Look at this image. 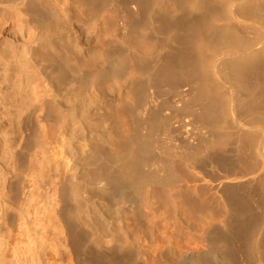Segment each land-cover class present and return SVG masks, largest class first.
<instances>
[{
  "label": "bare ground",
  "instance_id": "bare-ground-1",
  "mask_svg": "<svg viewBox=\"0 0 264 264\" xmlns=\"http://www.w3.org/2000/svg\"><path fill=\"white\" fill-rule=\"evenodd\" d=\"M79 1L60 33V6L0 0V35L13 10L31 26L25 50L0 37V264L19 214L52 200L62 264H264V0Z\"/></svg>",
  "mask_w": 264,
  "mask_h": 264
},
{
  "label": "rangeland",
  "instance_id": "rangeland-1",
  "mask_svg": "<svg viewBox=\"0 0 264 264\" xmlns=\"http://www.w3.org/2000/svg\"><path fill=\"white\" fill-rule=\"evenodd\" d=\"M48 1H50L52 4H55V5H57V6H60V11H61V15H62V17H60V19H61V22L63 23V25L60 27V33H62L63 32V30L65 29V26H67L66 24H68V23H66V22H68L69 20V16H68V14L71 12L70 11V9H69V5H70V0H69V2H68V0H65V2L66 3H64V0H48ZM107 0H103V3H104V5H107L108 7V9L109 10H112L113 9V7H112V5H108V2H106ZM109 1V0H108ZM84 2H85V4H84ZM63 3V4H62ZM82 3H83V5H82ZM79 6H81V8H80V13H83V12H85V11H91V9L89 10L88 8H87V4H86V1H84V0H82V1H79ZM101 6H97V7H95L94 9H92V14H93V17L95 16V17H97V18H92V20H90V21H93V22H87V23H84V22H82V23H84V24H86V25H84V27H86L85 29H87V31H86V33H87V36H89V41H88V43L86 42L84 45H83V47H85V48H87V49H89V50H92V51H95L96 52V55H98V57H100V55L102 56V53L101 52H103V50H102V48L103 49H105L106 47H107V41L106 40H104L105 39V37H104V35H103V33H102V24H103V17H101L100 15H102V14H104V16L106 17V16H108L107 18H105V19H107V21H108V24L110 25V28H111V26L113 25L112 24V21L110 20V18L111 19H113V17L112 16H114L115 15V13L114 14H112V11H108V9L106 8V6H104L105 7V9L108 11V12H106V10L105 9H103L104 7H103V5L102 4H100ZM84 6V7H83ZM86 10H85V9ZM62 9V10H61ZM97 9H102V10H98V11H102L103 12V10L105 11V13L103 12H97L96 10ZM70 11V12H69ZM95 11V12H94ZM94 12V13H93ZM97 12V13H96ZM111 14H110V13ZM114 12V11H113ZM100 13V14H99ZM112 15L111 17H110V15ZM10 14H11V16H13V19L15 20V22L18 24V23H20L19 25H17V27L14 29V31L15 32H13V28H12V25H13V23H8V24H6L5 25V27L3 28V32H2V35H0V37H1V39H8L9 41H11V43L12 44H17L18 45V49L19 50H25V48H26V40H27V38L29 37V35H30V33H31V26H30V21H29V16H28V14H24V13H21V12H17V11H10ZM49 15L51 14V13H48ZM95 14V15H94ZM96 14H98V15H96ZM106 14H108V15H106ZM48 15V16H49ZM100 16V17H99ZM100 18L102 19V20H100ZM63 20V21H62ZM97 20V21H96ZM102 21V22H101ZM99 23H101V24H99ZM99 24V25H98ZM99 27H100V31H99ZM63 29V30H62ZM56 31V30H55ZM100 34H102V35H100ZM99 34V35H98ZM99 36V37H98ZM101 38H103V39H101ZM132 39H134L133 40V42H134V44L135 45H138V44H140V43H142L143 41H141L140 42V40H141V38L140 39H138V38H132ZM84 40H86V39H84ZM83 40V41H84ZM100 40H101V42H100ZM103 41V42H102ZM101 43H103V45L101 44ZM106 45V46H105ZM105 46V47H104ZM91 48V49H90ZM99 48V49H98ZM99 50H101V52H99ZM80 52V49L79 48H77V53H79ZM100 54H98V53ZM101 59V60H100ZM99 60L100 61H103V57L102 58H99ZM90 78V80H92V78L93 77H89ZM95 87L93 86L92 88H91V93H94L95 91H96V89H94ZM109 89H110V87H108ZM112 88V87H111ZM112 91H114L115 89H111ZM115 92V91H114ZM95 94L97 95V91L95 92ZM228 95H226V94H224V96H223V101H227L228 100ZM22 204V202L21 203H19L18 205H21ZM52 204H54V201L52 200L51 202H49V203H47V209L48 210H46V211H39L38 210V212L37 213H32L31 215L30 214H28V215H25V214H23V215H20L19 214V216H18V219H17V221H16V226H15V228H14V230H16V231H14L12 234L14 235L15 234V239L17 240V237H19L20 238V241H19V239H18V242H17V244L19 243V248L18 249H16V251H15V249L14 248H7V249H5L4 250V254H5V256L7 257H9V255H10V259H12L13 260V263H11V262H6L5 264H33V262H32V260H35V262H37V255H36V257L34 258L33 257V254H32V252L29 250L30 249V247H29V237H32L33 236V238H34V240H35V242H36V245L37 246H35V249H37V247H39L40 249H41V245H43L42 247H43V249L45 250L44 251V253L47 255V259H46V255H43L44 257H43V261H42V264H62L63 262L61 261V259H59V255H60V253L58 254V253H55L54 252V249L51 247L52 245L53 246H56V245H58V247L60 248L61 247V250L62 251H67L68 253H69V250H70V248L68 249V248H66L65 247V237H67V236H65V232H66V230H64V233L62 232L63 230H61V229H65V228H62L63 226L61 225H59V224H61V221L57 218V216L55 215V213L51 210V208H50V206L52 205ZM43 203L41 202L40 204H38V208H40V209H43L44 210V208H43ZM17 208H20L21 209V207H17ZM19 209V210H20ZM147 209V208H146ZM148 210V211H147ZM147 210H145L146 212H148V214L151 212V214H149V216L151 215V216H153V214H152V212H153V209H150V207H148V209ZM151 210V211H150ZM47 211H49V212H47ZM150 211V212H149ZM259 216L261 215H263L262 217H258V221H259V223L261 224V222H263V220L264 219H262V218H264V213H260L259 212V214H258ZM145 216H147V215H144V216H142L141 218H140V223H141V225L143 226V228L145 227V228H147L148 226L150 227V226H152V224H153V230L156 232H158L159 230L160 231H162V230H166L167 228H166V226L168 227L169 226V222H167V220H163V218H162V220H163V222H164V224L162 223V221L160 220V219H157V218H153V217H150V220H149V216H147V218H145ZM260 218V219H259ZM145 219V220H144ZM146 219H147V223H146ZM150 223H151V225H150ZM168 223V224H167ZM167 224V225H166ZM19 225H20V227H19ZM157 225V226H156ZM159 225V226H158ZM161 225H164L165 226V229H163L164 227L163 226H161ZM162 228H161V227ZM18 227H19V231H21L20 232V234H18ZM59 227H61V228H59ZM154 227H155V229H154ZM156 227H157V229H156ZM132 228V231H136L135 229H134V226H132L131 227ZM168 230V231H167ZM165 232L164 231H162V232H158L157 234H159V233H161V234H164V235H162V237H165L167 234H168V232H169V228L167 229ZM60 231H61V234H64V236L63 235H61L60 234ZM137 233H136V235H135V233H134V236L135 237H139L138 238V240H143L144 239V242H143V245L141 244L142 242H141V240H140V244H141V246H142V248L143 249H146V252H145V250H144V254L146 253V256L148 255V256H150V252L149 251H151V249H150V247H149V240H145V239H147V238H144L143 236H142V234L139 232V231H136ZM161 234H159V236H161ZM21 236H22V238H21ZM14 236H12V238H13ZM11 238V237H10ZM64 238V239H63ZM166 239H169V243H170V245H174V246H176V247H178V248H180V246L181 245H183L182 243V239L179 241V240H177V239H174L173 238V240H172V237H169V234H168V236H166L165 237ZM15 239L13 240V239H11V241H14L15 242V244H16V241H15ZM24 241V242H21L22 240ZM172 241H171V240ZM62 241V242H61ZM171 241V242H170ZM21 242V243H20ZM23 243V244H22ZM59 243H62V246L59 244ZM176 244V245H175ZM60 245V246H59ZM172 245V246H173ZM180 245V246H179ZM205 247V246H204ZM68 249V250H67ZM205 249V248H204ZM207 249V248H206ZM12 251V252H11ZM147 251L149 252L148 254H147ZM65 252H64V255L66 256V257H70V255H71V253L70 254H68V253H66L65 254ZM9 254V255H8ZM67 255H69V256H67ZM12 256V257H11ZM64 256V257H65ZM143 257H144V255H142ZM144 257V258H148V256L147 257ZM28 257V258H27ZM66 257H65V259L64 260H66ZM27 258V259H26ZM70 259V258H69ZM72 260H73V258H71ZM71 259H70V262H71ZM150 259V258H149ZM151 259H153L152 258V254H151ZM67 260H68V258H67ZM147 260V259H146ZM154 260V263L156 264V263H158V260L157 259H153ZM152 260V261H153ZM155 260L157 261V262H155ZM19 263H18V262ZM47 261H49V262H47ZM149 263H153V262H150L151 260H147ZM67 263V262H66ZM153 263V264H154ZM159 264V263H158Z\"/></svg>",
  "mask_w": 264,
  "mask_h": 264
}]
</instances>
